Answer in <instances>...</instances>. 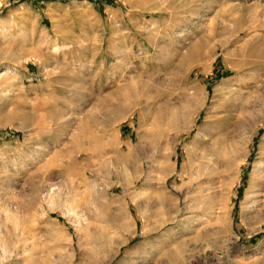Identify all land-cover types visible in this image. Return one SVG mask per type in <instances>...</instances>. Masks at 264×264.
<instances>
[{"label": "rangeland", "instance_id": "obj_1", "mask_svg": "<svg viewBox=\"0 0 264 264\" xmlns=\"http://www.w3.org/2000/svg\"><path fill=\"white\" fill-rule=\"evenodd\" d=\"M0 264H264V0H0Z\"/></svg>", "mask_w": 264, "mask_h": 264}, {"label": "bare ground", "instance_id": "obj_2", "mask_svg": "<svg viewBox=\"0 0 264 264\" xmlns=\"http://www.w3.org/2000/svg\"><path fill=\"white\" fill-rule=\"evenodd\" d=\"M128 89V88H127ZM126 89V90H127ZM129 90H130V88H129ZM126 92V91H125ZM128 92V91H127ZM129 93V92H128ZM134 93V92H133ZM125 94V93H124ZM124 96V95H123ZM127 96V95H126ZM131 98V97H130ZM132 100V99H131ZM129 101V100H128ZM121 103V102H120ZM122 104V106L120 105V108H121V110L122 109H126L125 107V105H123V103H121ZM127 107H128V104H127ZM119 108V109H120ZM114 112V111H113ZM126 148H128L127 146H126ZM119 152H121V155H120V157L118 158V163H121V164H124V165H126V170H127V168H129V164H130V162H131V153L129 152V148L127 149L128 151L127 152H125L124 150H125V146H120L119 147ZM207 152V151H206ZM211 154V153H210ZM84 158H83V155L82 154H79V155H76V158H75V160H74V162L73 163H75L76 165H78V163H80L81 162V160H83ZM73 167V166H72ZM74 168V167H73ZM73 170H75V168L73 169ZM72 171V170H71ZM129 173V172H128ZM128 176V175H127ZM257 193V192H256ZM258 196V195H257Z\"/></svg>", "mask_w": 264, "mask_h": 264}]
</instances>
